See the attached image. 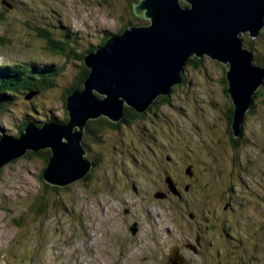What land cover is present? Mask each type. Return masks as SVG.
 I'll return each instance as SVG.
<instances>
[{
  "label": "rangeland",
  "instance_id": "374dc122",
  "mask_svg": "<svg viewBox=\"0 0 264 264\" xmlns=\"http://www.w3.org/2000/svg\"><path fill=\"white\" fill-rule=\"evenodd\" d=\"M139 2L0 0V67L21 74L19 83L31 70L51 74L54 80L49 91L31 94L23 88L3 102L0 136L18 137L27 122L41 126L50 120H66L64 96L82 73L83 60L79 59L85 54L78 58L68 56L66 50L54 52L49 41L75 39L76 52L97 48L105 37L119 35L124 27L149 24L129 10ZM180 4L187 5L183 0ZM241 37L254 64L264 67V29L256 39L248 34ZM202 62L188 64L184 84L144 119L122 123L118 129L96 124L92 129L96 134L85 131L86 157L100 158L89 181L64 188L47 185L42 179L46 160L32 152L0 170V264H167L174 247H180L185 264H264V235L260 245L249 239L250 209L246 214L236 210L232 243L237 246H203L200 253L177 246L193 227L190 214L201 229L203 217H216L215 193L220 188L192 187L179 203L174 197L178 192L169 199L160 193L168 186L165 176L172 175L167 171L176 173L187 165L185 161L196 160L200 172L204 164L209 168L229 160L224 152L231 106L224 94L228 67L207 57ZM260 98L261 106L257 103L245 120L248 110L239 128L240 132L246 123L249 137L256 138L253 134L264 121V88ZM248 151L250 160L254 151ZM242 156L246 161V155ZM254 159L255 168L264 170V159L257 155ZM211 173L207 170L202 179L209 180ZM243 180L255 195H262L259 184ZM237 196L235 209L243 203ZM134 224L136 235L129 230Z\"/></svg>",
  "mask_w": 264,
  "mask_h": 264
},
{
  "label": "water",
  "instance_id": "95a60500",
  "mask_svg": "<svg viewBox=\"0 0 264 264\" xmlns=\"http://www.w3.org/2000/svg\"><path fill=\"white\" fill-rule=\"evenodd\" d=\"M180 1L140 0L134 5V14L149 24L126 28L85 57L90 74L83 90L67 98V124L29 123L17 139L1 138L0 170L28 152L50 150L43 173L46 184L64 188L83 181L93 167L82 143L88 122L106 118L121 123L126 108L144 114L181 85L193 57H207L228 67V92L235 107L233 130L239 134L264 81V67L254 65L241 36L256 39L264 29V0H183L185 7ZM167 184L177 194L171 179ZM129 230L136 235L137 224ZM185 263L174 247L167 264Z\"/></svg>",
  "mask_w": 264,
  "mask_h": 264
},
{
  "label": "flooded vegetation",
  "instance_id": "af4514ba",
  "mask_svg": "<svg viewBox=\"0 0 264 264\" xmlns=\"http://www.w3.org/2000/svg\"><path fill=\"white\" fill-rule=\"evenodd\" d=\"M183 80L184 76L181 85L184 84ZM263 88L264 83L255 94L256 96L253 97V103L245 116V120L246 118L253 115L252 112L257 103H259L258 107L261 106L262 101L260 95L263 93ZM227 98L230 100V105L234 107L228 93ZM152 107L147 111V114L145 113L146 115H144V118L149 114V111L153 109ZM231 111L232 108L228 110L229 124L234 122L235 117V115H233V120L230 121ZM144 118H138L134 121L142 120ZM134 121L122 123H133ZM122 123H120L119 127L123 125ZM245 126L246 123H243L239 134H236L234 130L233 132L232 130L227 131L228 149L224 152L229 156V160H225L227 162L225 165L216 164L215 166L212 165L211 167L207 168L206 164H204L202 165L203 168L201 171L198 172L197 167L199 164L196 160L194 163L185 161L187 165L182 167L176 173L172 171V169L167 171V173L177 176V178H175L172 175H166L165 179L169 178L172 180L178 195L174 196L172 191L168 190L169 185L167 186L165 184V191H159L164 195L165 199H169L174 196L177 199L176 201L179 203L184 199L185 195L190 193L192 187L198 188L200 185L202 187H210L215 185L216 189H221L220 193H215V196L218 200V206L216 208L217 212L215 215L216 217L212 219H209L206 216L203 217L202 223L204 227L201 229L199 222H194V216L190 214L189 218L193 223V227H191V229L187 232L184 243L177 246H184V249L190 248L192 249L191 251L195 253H197V251L200 253V249L203 248V246H237V243H232V230L236 220V210L239 211L240 214H246L249 209L253 211L250 218L251 225L248 228L249 239L255 246L261 244L264 235V170L255 168L254 162L257 160H255L254 157L257 155L258 157L264 159V121L261 123L259 131L253 134L256 136V138L253 136V138L247 136ZM112 128L118 129L115 127ZM247 149L254 151L250 160V152H247ZM242 154L246 155V161H243L244 157ZM167 161L171 162V159L167 158ZM209 169L212 171L210 176H208L209 180L202 179L205 177V172ZM243 177L248 178L250 181H253L256 184H259V187L262 189V195H255L254 191L250 190L248 185L245 183ZM259 177L262 178V180H260ZM255 180H257V182H255ZM207 181L209 182L208 185ZM213 181H216V184H214ZM237 194H240V199L243 203L237 206L235 209L233 200H236L235 198L238 197ZM259 197V202L254 203L253 201L257 200ZM200 203L205 206L204 200L200 201ZM230 243L232 244L229 245ZM178 248L180 250V247Z\"/></svg>",
  "mask_w": 264,
  "mask_h": 264
},
{
  "label": "trees",
  "instance_id": "16d2710c",
  "mask_svg": "<svg viewBox=\"0 0 264 264\" xmlns=\"http://www.w3.org/2000/svg\"><path fill=\"white\" fill-rule=\"evenodd\" d=\"M129 10L130 11L131 10L133 11V7L132 8H129ZM132 11H131V14L134 15V12H132ZM125 29H126V27L122 28V31L121 32H123V30H125ZM110 37H111L110 35L108 37H105L102 40L101 45L98 46L97 48H99L101 46H104L106 44L108 38H110ZM74 41H75V39L74 40L72 38L67 39V37L65 39H62L61 40L62 43L61 42H59V43H51L49 41L50 46H52V51H54V52L64 53L65 50H66V52H69L70 53L69 55L68 54H66V55H68V56L74 55V56H77V57H78V54H80V53L85 54L84 57H83V59H81V58L79 59V60H83V65H82L83 70H82V73L76 79V82H74L70 87H67L68 88L67 89L68 94L66 96H64V99H65L64 100V108H65V110H66V101H67V98L71 94H73L74 92L83 90V88H84V82H85V80L88 78V76L90 74V70L84 64L85 57L89 53L94 52L97 49L95 47V48H91L90 50H86V51H82V52H76L75 48L73 47V45H75V43H76V41L75 42ZM202 60L203 59H198V58L193 57L192 59H190L189 63L192 64V65H194V66H198V65L203 64ZM257 66H259V65H257ZM30 73H31V75H29ZM50 75L49 76L48 75H39L37 73V71L31 70V71H29L28 74L25 75V79L22 81V83H19L21 81V79L19 78L21 76V74H14V73L11 74V73H8V69L7 68H2V66H1L0 67V110H1V107L4 106L3 105V102L4 101H7L8 98H11L12 96H14V94L16 93V91H18L19 89L26 88L27 91H30L31 92V94H33V93H40V92H46V91H49L50 89H52L54 87V84H53L54 80H52L50 78ZM224 85H225L224 94L227 96V93L229 95V92H228L229 86H228L226 74H225V78H224ZM23 86H25V87H23ZM255 94H254V96H256ZM169 97H160V99L157 100L154 103V106L152 108L157 107L160 104L166 103L167 102V99H169ZM10 101L11 100H8V102H10ZM258 106H259V103H258ZM231 108H232V111H231V116H230L231 119H230V121L233 120L232 118H233V115L235 113V107L230 106L228 108V110L231 109ZM145 113L147 114V112H145ZM145 113L144 114H138L133 109L126 108L125 117L122 120V122H129V121H134L135 119H138V118H144V115H146ZM66 117L67 118L64 121L50 120V122L55 123V124H59V125H65L69 121V115H68L67 111H66ZM227 121H228L227 122V131H229V130L231 131L232 130V132H233V129H232L233 122H232V124H229L228 113H227ZM134 122H136V121H134ZM27 124H29V123L28 122L25 123L24 126L20 129V134L23 132V130L25 129V127L27 126ZM33 124H35L36 126L38 125L37 123H33ZM96 124L110 126L111 128L112 127L118 128L119 125H120V123H112L111 121H106V120L89 121L88 124H87V127H86V130L85 131H88L90 133L91 132L92 133L94 132L96 134L97 131L92 130V129H95V128H93V125H96ZM42 125H44V124H41V126ZM37 127H40V126H37ZM20 134H19V136H20ZM99 134H100V132H99ZM6 137H8V136L7 135H3V137L0 136V139L1 138H6ZM18 137H16V138L15 137H12V138L17 139ZM90 140L92 141L91 138H90ZM93 152L96 153V151H93ZM32 153L34 155L42 156L46 160V168H47L48 163H49V159L51 157V151L50 150H42V151H39L37 153H34V152H32ZM95 159L96 160L93 161V158L92 157L89 158V160L91 162H93V167H92V170L90 171V173L88 174V176L83 180L84 182L85 181H89V179L91 177V172L98 165V162H99L98 160H100V158L99 159L95 158ZM46 168L44 169V171L46 170ZM44 171H43V173H44ZM43 173H42V179H43ZM39 201H41V200L40 199L36 200L35 204L33 205L34 208L39 203ZM39 212L42 213V210H40Z\"/></svg>",
  "mask_w": 264,
  "mask_h": 264
},
{
  "label": "bare ground",
  "instance_id": "6f19581e",
  "mask_svg": "<svg viewBox=\"0 0 264 264\" xmlns=\"http://www.w3.org/2000/svg\"><path fill=\"white\" fill-rule=\"evenodd\" d=\"M120 34V33H119ZM118 35V34H117Z\"/></svg>",
  "mask_w": 264,
  "mask_h": 264
}]
</instances>
